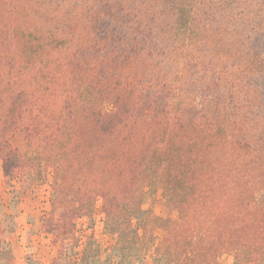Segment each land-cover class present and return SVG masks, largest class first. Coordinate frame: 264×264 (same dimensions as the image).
I'll use <instances>...</instances> for the list:
<instances>
[{
	"label": "rangeland",
	"instance_id": "rangeland-1",
	"mask_svg": "<svg viewBox=\"0 0 264 264\" xmlns=\"http://www.w3.org/2000/svg\"><path fill=\"white\" fill-rule=\"evenodd\" d=\"M98 1L0 0V264H264V98L195 90L186 42L143 90Z\"/></svg>",
	"mask_w": 264,
	"mask_h": 264
},
{
	"label": "trees",
	"instance_id": "trees-1",
	"mask_svg": "<svg viewBox=\"0 0 264 264\" xmlns=\"http://www.w3.org/2000/svg\"><path fill=\"white\" fill-rule=\"evenodd\" d=\"M96 3L99 4L97 9L107 12L116 7L122 21L128 25L125 29L121 25L116 33L120 40L123 33L132 37L135 45L126 51L134 55L129 59H132V72L128 76H137V85L143 90L152 91L157 82L148 74L149 67L157 70L160 67L154 63L155 52L169 49L168 59H172V66L177 65L178 45L186 42L192 52L190 55L194 56L189 60L190 67L197 70L190 75L195 90L212 96L216 103L230 101L236 110L249 109L248 113L261 105L260 98H264V0H101ZM101 16L86 18V28L91 30L97 26ZM144 49L149 52L141 54ZM182 73H187L185 67ZM177 86L170 83L173 92L177 91ZM133 89L135 91L136 87ZM153 99L154 96L148 94L141 105L156 109ZM239 112L241 115L231 123L234 127H240L245 117L242 116L245 111Z\"/></svg>",
	"mask_w": 264,
	"mask_h": 264
}]
</instances>
